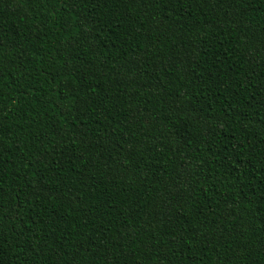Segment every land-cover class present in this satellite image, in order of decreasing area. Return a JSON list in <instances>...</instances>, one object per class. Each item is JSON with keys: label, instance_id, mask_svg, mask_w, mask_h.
<instances>
[{"label": "trees", "instance_id": "trees-1", "mask_svg": "<svg viewBox=\"0 0 264 264\" xmlns=\"http://www.w3.org/2000/svg\"><path fill=\"white\" fill-rule=\"evenodd\" d=\"M0 264H264V0H0Z\"/></svg>", "mask_w": 264, "mask_h": 264}]
</instances>
